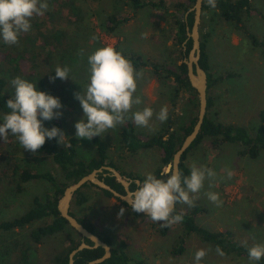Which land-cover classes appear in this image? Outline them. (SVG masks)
Masks as SVG:
<instances>
[{
    "label": "rangeland",
    "instance_id": "374dc122",
    "mask_svg": "<svg viewBox=\"0 0 264 264\" xmlns=\"http://www.w3.org/2000/svg\"><path fill=\"white\" fill-rule=\"evenodd\" d=\"M163 1L166 11L147 7L135 12L126 0L78 2L84 8L101 9H98L99 16L90 20L95 34L100 38L101 46L113 44L127 55L140 56V60L146 63L135 67L136 70L143 71V77L138 81L135 93L141 97L142 103L133 105L132 112L152 107L154 116L149 123L154 131L135 124L136 131L141 137L152 135L166 127L167 120L160 122L155 116L164 105L169 107L168 114L174 121L175 129L180 121L186 123L197 114V107L189 103L191 93L180 91L173 101L172 79L164 78V69H175L186 55L180 54V48L175 44V18L172 16V12L175 11L174 5L182 0ZM54 5L61 10L62 15L56 13L51 21L47 15H34L30 21V30L23 33L26 37L33 38L36 42L34 46L42 43L41 37L46 34L52 21L53 24L57 22L61 26L69 24L71 15L61 6L60 0H56ZM110 12H118L129 18L119 26L114 35L106 33L100 26L105 15ZM43 18L46 19L45 23L35 27ZM244 26L257 40L261 41L264 38V0L252 1L249 14L244 16ZM204 34H207L209 71L216 80L208 89L213 104L207 114L216 121L242 125L253 134L260 122L259 113L264 110V45L254 44L241 28L221 20L215 13L209 11H201L200 39ZM31 43L32 41L28 46L33 48ZM2 51L3 44L0 39V76L8 77L7 89L15 94L11 81L17 76L30 81L32 77L20 74L11 77L5 74L2 69ZM80 67L73 74L76 83L68 84L67 80L66 82L61 80L63 82L59 84L64 86L62 90L54 91L51 88L48 92L61 101L62 108L54 111L63 113L59 119L68 138L76 136L75 124L83 117V109L76 101L74 93L82 91L89 83L88 63L83 62ZM32 80L35 81L33 78ZM43 124L47 127L48 120L43 121ZM119 126L109 129L102 137H97L106 143L109 159L125 173L124 176L137 175L143 182L146 173L155 174V170L161 165L158 148L144 149L136 153L125 151L118 141ZM238 149H240L238 146L231 143L212 146L209 138H205L197 148L188 153L184 162L189 169L191 164L196 162L198 166L205 165L217 174L213 180H206L204 187L195 194L197 198L194 199L193 207L202 208L196 220L199 225L210 230L228 229L239 241L246 242L247 245L264 244V150L257 158H249L239 156ZM94 151L95 147L91 140L78 138L80 159L92 157ZM14 165H17L19 170L27 167L32 171H49L57 178L63 179L62 172L49 155H40L23 149L17 137L11 133L6 140L0 137V220L11 219L26 211L34 197L42 198L52 193L51 184L40 179L23 183L22 190L18 192L12 182L14 175L11 173ZM228 171L232 173L230 179L227 176ZM82 191L86 194L87 201L82 208L70 209L78 217L91 221L97 231L110 234L114 244H117L118 240L125 241L133 259L142 258L145 264H194L195 252L205 248L211 251L202 258V264L246 263L240 258L218 256L210 244L201 242L196 235L187 238L183 254L174 256L170 250L181 233L178 223L167 227L166 233H163L162 229L165 227L161 226L162 221L154 222L144 213L133 214L116 197L104 195L98 187L88 185L82 188ZM209 191L220 194L222 201L220 206L207 198L206 193ZM176 206L179 209L190 207L181 203H177ZM121 208L125 209L122 216L118 215ZM38 224L40 222L34 225ZM28 228L29 226L8 232L0 231V264H20L19 253L22 248H28L29 264H52L54 257L69 245L70 238H81L77 232L65 229L44 238L40 243H32L27 236Z\"/></svg>",
    "mask_w": 264,
    "mask_h": 264
},
{
    "label": "trees",
    "instance_id": "16d2710c",
    "mask_svg": "<svg viewBox=\"0 0 264 264\" xmlns=\"http://www.w3.org/2000/svg\"><path fill=\"white\" fill-rule=\"evenodd\" d=\"M59 1V0H58ZM97 1V0H94ZM135 12L142 10L143 8H152L155 10L166 11L163 0H126ZM253 0H216V7L212 8L208 4V0H203L202 12L215 13L221 20L233 24L237 28H241L244 33L252 40L254 44L264 45V38L259 41L256 37L250 33L244 26V16L249 14L252 8ZM79 0H60L62 7L66 8V11L71 15L68 20L67 26L58 25L53 21L50 23V28L44 36H42V43L35 45L33 38L30 39L21 33L19 37V43L14 45L5 44L2 40L3 51V72L11 77L18 74L29 75L35 81L37 88L41 91L49 92V89H63L64 86L59 83L65 80L68 84L76 83V78L73 76L76 70H78L83 62H87V55L93 52L98 47H101L99 36L95 34L93 26H91L90 20L93 17H98L100 8H84L78 4ZM49 5L48 9L43 12V15L49 16L51 21L52 17L56 13L62 15L61 10L56 8V0H47ZM99 3V2H97ZM194 0H182L174 5L175 11L172 12V16L175 18V44L180 48V54L186 55L191 47V39L185 42V50H183V42L186 40V25L191 27L193 21V13L189 12L186 16L185 12L191 7ZM127 4V5H128ZM100 9V10H98ZM56 10V11H54ZM38 16V15H37ZM42 16V15H40ZM104 20L101 21L100 26L103 31L108 34H116L119 26L126 22L129 18L127 15H121L118 12L107 13ZM103 19V18H101ZM46 19L43 18L42 22L35 24V27H39L45 23ZM95 37V39H93ZM201 56L199 59L200 66L206 71L207 74V110L203 120L200 132L195 140L183 153L181 162L179 164V171L182 175H190V169L185 164L184 160L187 158L188 153L199 146V144L205 138H209L212 146L222 144H234L238 146L237 154L239 156H246L249 158H257L261 151L264 150V110L259 113V124L254 129V133L251 134L248 129L239 124L223 123L216 121L209 117L207 114L208 109L213 104V99L208 94V89L216 81L212 78L210 73V64L208 60V53L206 51V37L207 34L201 36ZM32 41L33 48L28 46ZM86 47L88 49H86ZM118 49V46H115ZM83 49L85 52L84 58L81 59L78 56L79 50ZM130 58L135 67L145 65L144 61L140 60V56L127 55ZM27 66V70L26 69ZM57 65L71 67L70 77L67 79L56 78L55 80L50 77L55 76V68ZM164 78L172 79V99L175 101L180 91L190 92L192 98L189 103L193 107H197V96L194 89L190 86L186 75V65L183 60L176 66V68H165ZM27 73V74H25ZM221 79V78H219ZM218 80V78H217ZM8 77L5 75L0 76V115L7 113L10 109L7 108L6 103L10 98H14L15 94L7 89ZM52 92V90L50 91ZM54 95V94H53ZM76 101L80 104L79 100ZM174 105V102L172 103ZM81 107V104H80ZM196 121V116L191 117L188 122H179L177 128H174V121L168 114L167 125L159 132L152 135L141 137L136 131V125L131 119L126 120L123 125L119 126L118 141L122 149L130 153H136L140 150L150 149L153 147L158 148L160 167L155 170V175L159 178L160 172L172 159L173 153L181 143L184 136H186L191 130ZM184 123V124H183ZM56 126L63 131L62 121L59 118H53L48 120L46 128ZM95 151L92 157L88 159H80L78 156V138L76 136H70L67 139V143L70 145L66 147L65 143H59L56 138H46L44 145L39 148L36 154L49 155L52 162L59 168L63 174V179L57 178L49 171H32L31 169L24 167L17 169V165L12 168L14 176L12 182L15 189L19 192L22 190V184L31 180H45L52 186V193L45 195L44 197H34L31 206L23 213L11 218L0 220V231L8 232L16 229H23L28 227L27 236L32 243H40L44 238L64 231L65 229H72L67 221L60 216L57 210V201L61 197L64 187L72 181H76L83 175L89 173L95 168H99L102 165L114 167L122 175H125L120 171L119 167L115 165L108 156V147L106 143L95 136L91 139ZM101 176V175H100ZM127 177L131 178L132 182L129 185L130 190H135L137 185L134 179H142L139 176L127 174ZM104 181L118 192L124 194L123 186L116 181L113 176L106 175L103 177ZM93 185L91 183H85L82 188ZM95 186V185H94ZM97 187V186H96ZM82 188L78 190L73 199L71 200L70 207H81L87 201L86 194L82 191ZM100 189V188H99ZM106 196L113 197V195L104 189H100ZM117 198V197H116ZM121 203L131 210V207L124 201L117 198ZM202 208L199 206H191L185 209H179L176 206L173 215L183 212L184 219L181 223H178L181 227V233L176 238L172 248L171 254L174 256H180L184 253L187 246V238L190 235H196L201 242L208 243L215 250L219 245L225 252L223 257H235L245 261V264H250L248 260V248L251 247L245 243H242L237 239L235 234L228 230H210L197 223L196 216ZM132 211V210H131ZM133 212V211H132ZM70 214L75 216L80 223H82L89 231L98 235L104 242L111 246V255L106 260L98 264H145L144 259H133L128 252V245L123 240H118L117 244H114L110 234L97 231L95 225L84 217H78V215L70 209ZM133 214H140L133 212ZM147 217V216H146ZM149 218V217H148ZM40 222L38 225H34ZM167 227L162 229L164 233ZM166 233V232H165ZM81 242L80 239L70 238L69 245L58 253L53 260L52 264H67L68 253L75 248ZM85 242L91 244V242L85 239ZM104 253L103 248H85L79 251L75 255L74 264H84L85 262L98 258ZM19 263L29 264L28 248H22L19 253ZM252 264H264V257L260 261L252 262Z\"/></svg>",
    "mask_w": 264,
    "mask_h": 264
},
{
    "label": "clouds",
    "instance_id": "9594fccd",
    "mask_svg": "<svg viewBox=\"0 0 264 264\" xmlns=\"http://www.w3.org/2000/svg\"><path fill=\"white\" fill-rule=\"evenodd\" d=\"M208 4L215 8L216 0H208ZM48 7L47 0H0V39L8 45L18 44L21 33L30 30L31 18L42 15ZM84 55V50H79L81 59ZM87 63L89 83L82 91L74 93L83 109V117L75 124L76 137L88 140L95 136L102 137L109 129L123 125L129 119L138 127H148L154 131L149 123L154 116L152 107L132 112L133 105L142 103L141 97L135 93L143 71L136 70L132 60L113 44H105L88 54ZM71 70L68 65H57L55 76L50 79H67ZM11 84L15 96L7 100L6 106L10 111L0 116V137L6 140L11 133L17 137L23 149L32 153L44 145L46 138H56L59 143L69 147L68 137L60 128L53 126L49 129L43 124V121L62 116V112L54 111L62 108L60 99L38 90L36 83L20 76L15 77ZM168 113L169 107L164 105L155 113L156 119L165 122ZM216 175L213 169L205 165L198 166L196 162L190 166V175H182L173 164H168L161 170L159 178L152 172L146 173L143 182L137 185L136 190L131 192L130 200L126 201L133 212L144 213L154 222L162 221V227H171L184 219L183 212L173 215L177 203L193 206L197 198L195 194L204 187L206 180L211 181ZM231 175V171H228L229 179ZM206 195L217 206L222 204L219 193L209 191ZM124 211L121 208L118 215L122 216ZM209 251L211 249H198L194 264H202V258ZM215 251L218 256H225L219 245ZM262 257L264 244H254L248 248L250 264L260 261Z\"/></svg>",
    "mask_w": 264,
    "mask_h": 264
},
{
    "label": "water",
    "instance_id": "95a60500",
    "mask_svg": "<svg viewBox=\"0 0 264 264\" xmlns=\"http://www.w3.org/2000/svg\"><path fill=\"white\" fill-rule=\"evenodd\" d=\"M202 3L203 0H194V3L185 12V16L189 12L193 13V21L191 27L186 25V40L183 42V50L186 48L185 42L188 39H191V47L184 57L183 62L186 65V75L189 84L196 92L198 105L196 121L192 127V130L186 136H184L181 143L173 153L171 161L168 163L173 164L175 166V170H179V164L181 162L183 153L188 149L200 132L207 110V74L199 64V59L201 56L199 25L201 21ZM100 175L113 176L116 181H118L123 186L125 193L122 194L112 188ZM131 182L132 180L130 178L122 175L114 167L102 165L99 168L91 170L89 173L83 175L76 181H72L64 187L63 193L57 201V210L60 216H62L67 221L68 225L81 236V242L68 253L67 264H74L75 255L85 248L101 247L103 248L104 253L100 257L89 260L84 264H98L106 260L111 255V246L104 242L98 235L89 231L82 223L78 221L75 216L70 214V204L75 193L80 190L85 183H91L100 189L109 191L114 197L119 198L131 207V205L126 201V199L130 200L132 190L129 189V185ZM134 182L136 185L141 183L139 179H134ZM123 196H125V199H121ZM85 239L89 240L91 244L86 243Z\"/></svg>",
    "mask_w": 264,
    "mask_h": 264
},
{
    "label": "flooded vegetation",
    "instance_id": "af4514ba",
    "mask_svg": "<svg viewBox=\"0 0 264 264\" xmlns=\"http://www.w3.org/2000/svg\"><path fill=\"white\" fill-rule=\"evenodd\" d=\"M102 176V175H101ZM106 176V175H105ZM102 177H104V176H102ZM129 178V177H128ZM131 179V178H130ZM124 189V188H123Z\"/></svg>",
    "mask_w": 264,
    "mask_h": 264
}]
</instances>
